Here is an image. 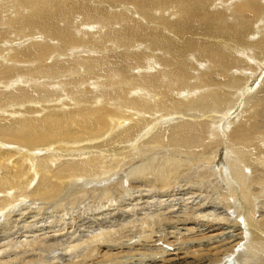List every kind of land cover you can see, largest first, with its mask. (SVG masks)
Instances as JSON below:
<instances>
[{"label": "bare ground", "instance_id": "bare-ground-1", "mask_svg": "<svg viewBox=\"0 0 264 264\" xmlns=\"http://www.w3.org/2000/svg\"><path fill=\"white\" fill-rule=\"evenodd\" d=\"M101 1L0 0V42H13L0 43V264H94L123 228L72 242L29 235L22 223L48 208L70 216L135 182L165 191L182 177L214 192L223 210L214 221L241 232L218 259L220 224L206 219L207 229L193 210L179 221L199 225L185 230L202 239L193 241L201 254L164 264H264V0ZM77 17L93 25L82 37ZM122 246L110 256L121 259Z\"/></svg>", "mask_w": 264, "mask_h": 264}, {"label": "rangeland", "instance_id": "rangeland-1", "mask_svg": "<svg viewBox=\"0 0 264 264\" xmlns=\"http://www.w3.org/2000/svg\"><path fill=\"white\" fill-rule=\"evenodd\" d=\"M95 1H97V0H95ZM98 1H99V3L98 2H96V3L100 4V6H101L103 4V1H101V0H98ZM100 1L102 4L100 3ZM125 5L128 6V4H125V3H118L117 7L121 8L120 10H122V12H123L125 10H128L126 7H124ZM103 6L106 7V5H104V4H103ZM128 7H129V9L132 10V8L134 6H128ZM106 8H110V6H107ZM117 11L121 12L119 10H117ZM78 19H79V22L77 21L78 25H80V26L83 25V26L80 27L81 28V30H80L79 26L77 25V26H75V30L77 29L76 32L78 34H80L78 36L82 37L81 32L84 30L85 31L88 30V28H90L93 25L90 26V24H87V25H86V23L83 24V22H81L82 20L80 18H78ZM81 23H82V25H81ZM151 27L158 28V26H154V25H151ZM92 30H93V27H92ZM88 31H91V28ZM252 33L253 34H251L250 37L254 39V32H252ZM166 35L169 36L170 34L168 33ZM0 43H1V46H3L4 48L5 47L9 48V47L13 46V42L10 43L8 40L1 41ZM142 50H143L142 48H138L135 51L140 52ZM2 80H13V79H11V77H10V78H6V79H2ZM63 101H64V99H63ZM135 142H137V141H135ZM135 142H133V143H135ZM143 145H144V143L141 141L137 145V149H132V150L137 151V153H138L141 151ZM13 147H15V146H12L11 150L15 149ZM13 155H14V153H13ZM123 173L124 172L118 173L116 176L117 179L121 178L123 175H125ZM191 174H193L194 176H197L196 173H191ZM189 179H190V177H182L181 178V184L183 182H186L187 185H186V183H184L185 185L182 184V185H178V186L177 185L175 186V184H174V186L171 185L172 187H168L165 191L160 190L156 185L147 186V185L135 182L131 186V189L129 191H126L127 189L126 190L121 189V192L125 191V193H123V192L121 193L123 196H121L120 192L117 190V191H115V193L113 192L114 194L112 193L108 197H102L101 196L99 198H95V200L90 199V198H88V199L86 198L83 201L84 203L81 201L82 203H80V205L78 204L80 207L78 205H75L76 209L74 207V212H73V209L71 210L72 212H71L70 216L72 217V215H73L72 218H70L69 214H67L65 211L60 210L62 213L61 214L60 211H58L59 212L58 213L57 211L54 212L53 209L48 208V209H45L42 212V214H41V212L35 213L37 215V217L34 213L28 215L26 220H27L28 224L29 223H31V224L28 225V224H26L27 222L25 224L22 223L23 229H25L27 227L26 230L28 231L29 235H33L34 234L33 231H34L35 234H36V232H38V234H36V235L43 236V233H46V231H47L49 234H53L55 236L56 235L60 236V238H63V236H64L65 240L70 241V239L73 240L74 238H77L79 235H81V237H83L84 233L86 235H88L93 230H94L93 232H95L96 228L100 231H106L105 229H107L108 232L110 231V228L113 230L111 232H114V229L116 231L120 228H123L124 230L121 233L124 234L123 235L124 238L121 237L122 236L121 234H120L121 236H117L119 234L115 235V233H114L113 237L110 238V242L113 240L115 242L114 241H113L114 243L111 242L112 245L109 244L110 247L107 246L108 243L105 244L108 248H112V246H113L114 251H113V249L107 250L108 248L106 249V247L103 248L104 250L106 249L105 251H107L111 255L112 254L114 255V253L116 252V249L121 248V246L124 244L122 246V248L123 249L125 248V251L120 253V256L119 255L117 256V257H120L121 259L117 260L115 256H110V254H109V256L107 255L108 260L106 259L107 256L106 257L102 256V257H100L102 262H100V260H99L100 258L99 259L97 258L96 260H94V264L95 263L104 264L105 262H106L105 264H108V262H110L112 260V258H113V260H115L114 263H118V264H141L142 262H143L142 264H164V262L173 261V259L177 258L176 256L191 258L193 256H197V254H201L200 251H196L195 247L193 248V246H194L193 241L200 242V241H202V239L197 237V235L195 233H193V234L187 233L185 230L186 228H190V227H194L196 230H198L199 225L196 224L194 226H191V225L183 226L181 224V221H179L180 218H182V217L193 216L191 212L194 210L195 212L200 214L199 215L200 217H202V216L204 217L206 215L205 218L201 219V220H203L201 225H205L207 227V229L209 228V226L207 224H205L206 223L205 221H207V220L212 219L213 221L212 222L210 221V223L212 225H214L215 223L220 224L216 228L217 229L220 228V231L223 232L222 239H221V241L223 243H221V244H225V245L221 248V253L217 254V255H219V256H217V258L220 259V258H223L225 256L230 255L231 250H229L230 251L229 252V251H226V249H227V247L230 246L229 243L234 240L235 235H237L241 232L240 231L241 226L240 227L235 226L232 222L228 223V222L214 221L213 218L216 216V219H218L219 213L223 212V210H221L220 206L218 207L219 208L218 209L217 208L218 205L216 204V202L213 201L215 193L211 192V190L209 191V189H208V191L206 190L204 192V190L207 187L206 185H205L206 187L204 188V190L203 189L200 190L199 189L200 186H198V188H197L194 184H192V181ZM195 179H197V178H194V180ZM126 186L128 187V185H126ZM191 186H192V188H191ZM90 187L91 186L86 187L85 189H88ZM190 188H191V191L189 190ZM194 190H195V192H194L195 195L193 194ZM168 192L171 194H169ZM209 192H211V194ZM112 196H113L112 199H108V198H111ZM208 196H209V198H208ZM102 198H106V200H104ZM206 198H207V200H206ZM109 200H111V201H109ZM201 200H202V202H201ZM200 202H201V204H200ZM207 202H208V205H207ZM209 203L210 204L212 203V204L210 205ZM193 204H194V206L195 205H200V206L195 207L194 209L192 208V210H190L191 207L193 206ZM203 204H204V206H203ZM212 205L216 206L215 209H214V206H213V209L211 208ZM23 207H25V206H22L20 208H23ZM20 208H18L17 210H19ZM85 209H87V210H85ZM203 209H204V212H202ZM207 210H209V212ZM215 210H217V211H215ZM217 212H219V213H217ZM201 213H206V214L205 215L202 214V216H201ZM38 215H39V217H38ZM63 215H66V216H63ZM106 216H107V218H106ZM163 216L166 217L165 220L162 218ZM24 217L26 218V216H24ZM61 217L62 218L65 217L64 218L65 220H63ZM159 217L162 218L161 222L158 220V219H160ZM33 218H34V220H33ZM58 220H60L63 223V225L66 226V227L62 228L63 230L60 229V227H63V225ZM154 220H157L159 222V224H155V223H157V221L155 222ZM213 222H214V224H213ZM124 223L127 224L128 227H127V225H123ZM146 223H148V224L151 223V224H149L150 225L149 226ZM35 224H38V225L36 226ZM121 224L123 225L122 227H121ZM227 224L230 226H228ZM31 225H33V226L31 227ZM57 225H58L59 229H58ZM99 225H101L102 227ZM109 225H111L110 228H109ZM151 225H152V227H151ZM226 225L229 228H227ZM24 226H26V227H24ZM124 226H126V228ZM137 226L139 229L137 228ZM50 227L52 229L54 228L53 232H51L52 230H50ZM98 227L99 228L101 227V229H99ZM130 227H131V229H130ZM132 227L135 228L134 231H133ZM32 228L36 229V230H33ZM46 228L47 229L49 228V229L47 230ZM204 228L205 227H202V229H204ZM37 229H38V231H37ZM56 229H58L59 231ZM60 230H62V231H60ZM236 230H238V231H236ZM141 231H142V233H141ZM205 232H207V231H205ZM125 233H127L128 235ZM226 233H228V234H226ZM139 235H141L142 238ZM224 235H226V236H224ZM231 235H234V237H231ZM70 236H73L74 238L73 237L71 238ZM119 237L122 238V240L120 239V241L117 245ZM224 238H225V240H224ZM13 239H16V236H13ZM74 240L72 242H74ZM75 242H76V240H75ZM135 242H136V244H138L137 246H136V244H134ZM120 243H121V245H120ZM130 245H133L131 247L135 246V248L137 249V250H135L132 248L131 252H134V254L131 252L127 253V251L131 250V249H128V247H127ZM141 245H142V247L145 246L146 249L140 248ZM151 247H152V249H150ZM138 248H140V249H138ZM187 248H188V250H187ZM139 250L141 253L139 252ZM144 250H146L147 252ZM82 251H84V250H82ZM135 252H138V254H140V256L143 255L144 258H142V256L139 257ZM129 254L132 258L129 256ZM131 254H133V255H131ZM162 255H163V257H162ZM67 257L68 256L65 257V260L63 259L64 261L62 262V264H65L67 262L69 263L70 261L73 264H74V262H75V264H80L82 262L85 263V261L82 258H75L77 261L75 259H73L74 261L72 262V260H71L72 257H69V258H67ZM147 257H149V258H147ZM69 259H70V261H68ZM128 259H130V260H128ZM140 261H142V262H140ZM173 262H175V261H173ZM191 262L193 263L194 261L191 260ZM89 264H92V262H89ZM234 264H236V263H234Z\"/></svg>", "mask_w": 264, "mask_h": 264}]
</instances>
